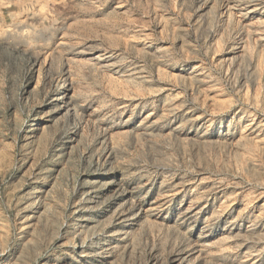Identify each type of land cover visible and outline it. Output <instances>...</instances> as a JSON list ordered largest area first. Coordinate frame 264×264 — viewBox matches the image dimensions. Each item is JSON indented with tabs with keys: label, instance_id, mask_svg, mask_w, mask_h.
Instances as JSON below:
<instances>
[{
	"label": "rangeland",
	"instance_id": "obj_1",
	"mask_svg": "<svg viewBox=\"0 0 264 264\" xmlns=\"http://www.w3.org/2000/svg\"><path fill=\"white\" fill-rule=\"evenodd\" d=\"M0 264H264V0H0Z\"/></svg>",
	"mask_w": 264,
	"mask_h": 264
}]
</instances>
